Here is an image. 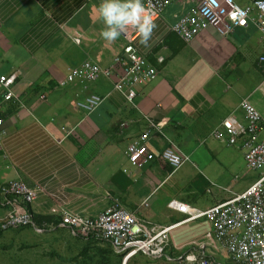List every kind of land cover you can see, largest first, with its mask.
<instances>
[{
  "label": "crops",
  "instance_id": "crops-1",
  "mask_svg": "<svg viewBox=\"0 0 264 264\" xmlns=\"http://www.w3.org/2000/svg\"><path fill=\"white\" fill-rule=\"evenodd\" d=\"M234 1L245 6L251 0ZM99 3L0 0V75L17 74L14 98L2 101L0 87V186L21 180L35 188L30 211L51 218L55 207L95 216L117 199L149 224L176 225L169 232L173 256L205 245V253L222 262L210 225L204 219L185 221L186 215L168 202L205 210L264 174L246 167L242 138L229 145L222 128L227 118L246 124L240 102L247 100L260 114L257 140L264 136V69L259 62L264 38L249 25L228 36L207 28L186 43L171 27L197 0H170L154 20L148 45L140 43V34L133 41L157 75L134 87L132 105L113 90L114 78H99L86 89L58 85L69 68L85 60L109 67L127 43L122 33L113 41L101 35L107 25ZM91 94L103 100L85 114L75 103ZM146 117L166 121L164 137L150 138L153 159L133 167L126 148L145 129ZM216 129L221 139L214 136ZM168 140L189 159L178 169L161 158Z\"/></svg>",
  "mask_w": 264,
  "mask_h": 264
},
{
  "label": "built area",
  "instance_id": "built-area-1",
  "mask_svg": "<svg viewBox=\"0 0 264 264\" xmlns=\"http://www.w3.org/2000/svg\"><path fill=\"white\" fill-rule=\"evenodd\" d=\"M101 2V0H96ZM170 0H144L145 7L153 19L161 17ZM255 27L264 38V0H251L240 6L234 0H197L190 13L180 17L172 25V30L186 42H191L202 30L213 28L221 36H228L235 28ZM127 40L121 53L114 56L109 67H102L89 60L80 66L69 68L58 80L60 87L80 86L86 89L88 84L99 78L112 79L113 90L125 96L133 105L136 96L134 87L152 80L157 75L156 68L135 47L133 41L139 34L132 25L122 31ZM162 58L158 61L162 62ZM264 69V56L259 57ZM17 74L0 75V87L4 90L2 101L15 97L11 90ZM103 98L91 94L78 100L76 108L90 114L102 103ZM244 111L246 124L233 118L222 122V128L229 145L242 138V149L246 167L262 171L264 168V136L257 140L262 129L258 110L247 100L240 102ZM147 124L143 132L132 140L126 148L128 162L133 167H140L153 159L147 146L152 137H164L163 127L166 121H154L145 118ZM0 119V123H1ZM264 129V126H263ZM216 138H222L219 129L214 131ZM161 158L173 169H178L189 159L176 145L168 140V146L161 152ZM35 188L27 186L21 180H12L0 186V207L4 214L0 217V229L7 231L23 226L37 234L66 229L74 237L109 242L117 254H123V260L141 255L151 260L166 259L175 264H264V174L257 178L243 192L233 194L227 200L205 210H197L189 205L170 200L168 207L186 215L187 220L204 219L209 225V235L215 248L223 250L228 263L217 261L205 253V245L188 248L177 256L167 253L169 232L176 225H152L124 208L117 199L107 209L95 216H79L56 207L50 213L52 219L38 225L34 222L32 212L27 206L37 197ZM148 199L142 202L147 206ZM60 211V212H59Z\"/></svg>",
  "mask_w": 264,
  "mask_h": 264
},
{
  "label": "rangeland",
  "instance_id": "rangeland-1",
  "mask_svg": "<svg viewBox=\"0 0 264 264\" xmlns=\"http://www.w3.org/2000/svg\"><path fill=\"white\" fill-rule=\"evenodd\" d=\"M76 240L63 230L45 234H37L29 228L7 230L0 237V264H80L82 258L73 259L81 247ZM218 253V259H221V254L222 262L227 261L228 257L223 250ZM129 264L175 263L138 255Z\"/></svg>",
  "mask_w": 264,
  "mask_h": 264
},
{
  "label": "clouds",
  "instance_id": "clouds-1",
  "mask_svg": "<svg viewBox=\"0 0 264 264\" xmlns=\"http://www.w3.org/2000/svg\"><path fill=\"white\" fill-rule=\"evenodd\" d=\"M98 12L107 25L101 35L108 41L115 40L127 25H132L140 34V43L148 45L156 28L144 0H101Z\"/></svg>",
  "mask_w": 264,
  "mask_h": 264
},
{
  "label": "trees",
  "instance_id": "trees-1",
  "mask_svg": "<svg viewBox=\"0 0 264 264\" xmlns=\"http://www.w3.org/2000/svg\"><path fill=\"white\" fill-rule=\"evenodd\" d=\"M27 209L29 212H31L29 205L27 206ZM32 216H33L34 222L38 225H41L43 222H49L52 219L51 217H48V216L33 215V213H32ZM20 228L30 229V226H23ZM10 230H13V229H10ZM60 230L61 229H57L55 231H60ZM3 233L4 231L0 229V237L2 236ZM71 237L77 239L76 241L79 242L81 245L79 252L73 258L75 260L82 258L83 260L82 262H80V264H122L123 254L115 253L109 242H105V241L100 242L94 239H82L80 237H73V236ZM168 254L173 256V254H171L169 251H168ZM132 259L127 261L126 264H129V262Z\"/></svg>",
  "mask_w": 264,
  "mask_h": 264
},
{
  "label": "water",
  "instance_id": "water-1",
  "mask_svg": "<svg viewBox=\"0 0 264 264\" xmlns=\"http://www.w3.org/2000/svg\"><path fill=\"white\" fill-rule=\"evenodd\" d=\"M127 263V260H123V263L122 264H126Z\"/></svg>",
  "mask_w": 264,
  "mask_h": 264
}]
</instances>
